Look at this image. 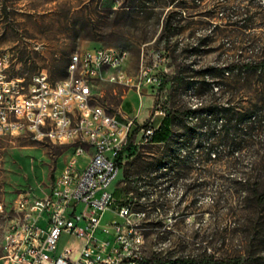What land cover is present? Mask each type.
<instances>
[{
    "label": "rangeland",
    "instance_id": "obj_1",
    "mask_svg": "<svg viewBox=\"0 0 264 264\" xmlns=\"http://www.w3.org/2000/svg\"><path fill=\"white\" fill-rule=\"evenodd\" d=\"M227 10L242 17L245 27L228 25ZM169 12L179 14L180 32L166 49L161 30ZM198 37V50L189 53ZM92 48L126 50L128 60L120 71L128 77L162 48L165 68H175L156 96L165 116L173 119L170 143L180 150L176 167L153 173L164 174L162 179L145 178L159 160H168L170 146L128 142L108 188L118 192L117 200L130 202L133 212H145L139 221L141 258L247 257L250 262L244 264H264V109L250 123L217 133L209 128L212 118L183 120L187 109L197 107H227L229 113L220 118L231 121L253 106L264 108V71L250 67L264 61V0H0V54L8 58L7 77L42 71L58 82L67 77L71 57ZM230 64L249 67L228 75L214 72L216 90L210 93L187 84L200 79L196 72L201 69ZM123 88L97 84L96 103L112 114ZM201 124L214 159L206 155L205 144L196 147ZM71 153V147L27 136L0 139L2 231L12 219V202L24 193L46 194ZM147 182L150 186H144ZM137 193L144 195L138 199ZM111 218L106 212L102 223Z\"/></svg>",
    "mask_w": 264,
    "mask_h": 264
},
{
    "label": "built area",
    "instance_id": "obj_2",
    "mask_svg": "<svg viewBox=\"0 0 264 264\" xmlns=\"http://www.w3.org/2000/svg\"><path fill=\"white\" fill-rule=\"evenodd\" d=\"M82 58L84 72L76 75L74 88L60 91L42 71L27 78L7 77L8 58L0 54V139L27 136L72 148L46 194L24 193L12 202L10 233H3L0 224L1 264H139L142 260L139 221L145 212H133L130 202L117 200L108 188L129 140L132 145L152 144L150 134L165 116L156 95L168 58L162 48L150 60L141 61L137 75L128 79H119L123 67L119 49H84ZM93 67H101L100 76H93ZM68 71H75V56ZM109 72H116L110 84L132 88L137 94L148 91L153 105L145 123L120 122L96 103L97 84L106 83L104 74ZM11 84H19V92H12ZM211 90H216L213 84ZM2 212L0 203V222ZM106 212L112 218L102 223Z\"/></svg>",
    "mask_w": 264,
    "mask_h": 264
},
{
    "label": "trees",
    "instance_id": "obj_3",
    "mask_svg": "<svg viewBox=\"0 0 264 264\" xmlns=\"http://www.w3.org/2000/svg\"><path fill=\"white\" fill-rule=\"evenodd\" d=\"M176 13H166L163 17V23H162V34L166 35L167 40L165 41L166 47L169 45V42L171 41V38L175 37L178 35L180 32V28L177 25V22L175 21V17L179 16V14ZM225 19L228 21V25L231 27H245L240 22H244V19L240 16H236V14L232 11H226L225 12ZM245 17V15H242ZM244 29V28H243ZM201 40V38L197 39L196 42L192 45H189V48L187 51L189 53H194L196 50H198V42ZM249 66L247 64L239 65V64H230L228 66H222V67H208L201 69L197 71L200 79L197 81H194L190 79L188 81V86L192 87L193 91L199 90V89H204L206 92H211V84L216 85L215 82L213 81V78L215 77L216 74H224L225 72H231L234 71L236 68L238 70L248 68ZM254 70H262L264 71V61H259L258 63L253 64L250 66ZM175 70V68L173 69ZM172 70V74L169 77L162 76V82H161V87L162 89L166 82L168 81V78H170L173 74L174 71ZM195 72V71H194ZM216 74H215V73ZM65 75H67L65 73ZM66 77V76H65ZM213 109V111H211ZM262 108L261 106L259 107H252L251 109L245 111L244 113L241 114H234L233 121L231 120H222L220 117L224 116L226 117L227 114L229 113V109L227 107H216V106H207V107H197L194 110L187 109L184 116V121L188 122L191 121L192 119L194 121L197 120H203L207 122V119L212 118V123L208 122L209 128L212 131V133H217L219 130H221L224 127L232 128L235 129L244 123H250L251 121L254 120V116L256 112L261 111ZM215 117H213V115ZM172 118L168 116H164V118L161 121V124L159 128L153 133L151 137V143L153 145H162L165 147L170 146V151L168 155V160L163 161L159 160L154 166V169L149 170L146 172L147 174L145 175V178H149L151 181H155L157 179H162L164 174H159L155 175V171L161 172L162 170H165L164 167L166 165H169V171L172 172V169L176 167L175 165V160L178 158V153L179 149L177 147L171 146V139H172ZM191 123V122H190ZM205 129V125L201 124L199 125L198 135H197V140H196V147H199L202 144L206 145V155L209 157H212L211 159H214L215 157V150L211 148V144H207V138L205 137L206 134L203 131ZM129 143L131 141L129 140ZM197 150V148H195ZM235 152L230 151V154H234ZM163 171L162 173H164ZM152 173V174H151ZM149 181V180H148ZM144 186H150L149 182L145 183ZM113 196L117 198L118 192H112ZM144 193H137V198L139 199L142 197ZM264 200V195L261 197ZM244 262H250V259L247 257H235L231 259H220V258H215L213 256H206L202 258H196V257H183L179 259H166L165 257H160L156 254L151 256L150 258L144 260L142 259L139 264H244Z\"/></svg>",
    "mask_w": 264,
    "mask_h": 264
},
{
    "label": "crops",
    "instance_id": "obj_4",
    "mask_svg": "<svg viewBox=\"0 0 264 264\" xmlns=\"http://www.w3.org/2000/svg\"><path fill=\"white\" fill-rule=\"evenodd\" d=\"M120 94L121 100L111 115L120 122L134 120L137 125L145 123L151 114L153 105V100L148 91L141 89L137 94L132 88H123Z\"/></svg>",
    "mask_w": 264,
    "mask_h": 264
},
{
    "label": "bare ground",
    "instance_id": "obj_5",
    "mask_svg": "<svg viewBox=\"0 0 264 264\" xmlns=\"http://www.w3.org/2000/svg\"><path fill=\"white\" fill-rule=\"evenodd\" d=\"M119 55L122 56V66H124L128 60V52L126 50L119 49ZM71 62L67 66V71L70 68ZM84 72V64L82 54L75 58V71H68L67 77L56 82V86H60V91H71L74 88L76 83V75H82ZM101 74V67H93V76H100ZM119 79H128L125 73L122 71L119 72ZM116 80V72H109L108 74H104V82L106 83H114ZM11 91L12 92H19V84H11ZM154 132L150 134V141L151 137ZM13 226V219H11L8 225L3 230V233H10V230ZM1 249L3 251V244H1Z\"/></svg>",
    "mask_w": 264,
    "mask_h": 264
},
{
    "label": "water",
    "instance_id": "obj_6",
    "mask_svg": "<svg viewBox=\"0 0 264 264\" xmlns=\"http://www.w3.org/2000/svg\"><path fill=\"white\" fill-rule=\"evenodd\" d=\"M162 74L164 75V76H166V77H169L171 74H172V69L170 68V69H166V68H164L163 70H162Z\"/></svg>",
    "mask_w": 264,
    "mask_h": 264
}]
</instances>
